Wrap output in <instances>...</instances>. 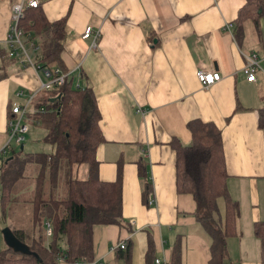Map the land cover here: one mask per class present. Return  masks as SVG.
<instances>
[{"label":"crops","instance_id":"crops-1","mask_svg":"<svg viewBox=\"0 0 264 264\" xmlns=\"http://www.w3.org/2000/svg\"><path fill=\"white\" fill-rule=\"evenodd\" d=\"M27 1L0 0V149L10 106L28 102L27 117L35 115V105L48 97L35 93L48 80L41 70L57 68L41 60L48 31L28 38L19 29L22 47L26 43L32 54L23 47V56L16 50L21 60L7 56L11 7L26 10ZM35 1L46 24L64 23L59 65L95 101L103 138L94 153L95 177L121 181V223L92 227L89 264H151L148 234L153 258L168 264L178 240L180 264H208L210 239L195 221L191 196L176 193L169 146L172 140L189 145L186 124L194 120L220 131L225 184L238 208L221 264H264V247L252 232L253 224L264 222V128L258 127L264 110V16L256 24L243 20L236 29L244 0ZM86 27L91 36L82 39ZM252 54L259 71L248 83L242 67ZM25 59L35 68L22 64ZM197 70L216 72L220 81L203 89ZM118 244L129 249L126 260Z\"/></svg>","mask_w":264,"mask_h":264},{"label":"trees","instance_id":"trees-1","mask_svg":"<svg viewBox=\"0 0 264 264\" xmlns=\"http://www.w3.org/2000/svg\"><path fill=\"white\" fill-rule=\"evenodd\" d=\"M264 16V0H244L234 21L235 28L243 20H256ZM63 22L46 24L36 8L23 10L18 28L28 38L48 31L43 44L42 61L45 67L59 65L58 55L62 48ZM237 33V31H235ZM30 36V37H29ZM48 97L35 105L43 108L49 128L51 154H28L23 158L10 151L9 160L0 161V213L4 217L13 201L10 190L22 175L25 164L34 163L39 170L34 179L33 196L30 200V229L28 232L9 229L13 237L23 244L29 254H14L3 245L0 233V264H89L92 261L91 229L94 226L119 225L121 223V181L100 182L95 177L94 153L103 142L99 128V114L91 93L85 87L73 85L70 77L56 86ZM37 123V122H36ZM258 127L264 128V110H260ZM186 129L190 134L188 146L175 140L169 144L175 154V189L177 194L191 196L195 221L210 239L208 264H221L225 254V239L235 235V219L238 208L226 188L221 133L211 123L189 121ZM7 136V135H6ZM84 164L87 176L83 180L68 179L63 200L53 198L58 163ZM144 178V169L139 167ZM148 186L146 193L149 192ZM150 189V188H149ZM144 198V204H146ZM47 223L50 234H45ZM253 236L264 247V222L252 225ZM120 258L126 260L129 249H117ZM154 248L148 234L147 256L153 264ZM168 264H180L178 240H174Z\"/></svg>","mask_w":264,"mask_h":264},{"label":"rangeland","instance_id":"rangeland-1","mask_svg":"<svg viewBox=\"0 0 264 264\" xmlns=\"http://www.w3.org/2000/svg\"><path fill=\"white\" fill-rule=\"evenodd\" d=\"M22 40V39H21ZM23 42V40H22ZM23 47L28 56L32 51L23 43ZM35 114L27 117L28 132L24 135V141L21 144L22 150L19 151V145L10 142V148L18 158H23L28 154H51L53 145L49 140V128L43 115ZM25 122V119L24 121ZM37 122V123H36ZM7 138V137H6ZM9 156L0 155V161ZM86 166L68 165L65 161L58 163L56 173V186L53 191V198L63 200L66 196V181L68 179L82 180L85 176ZM39 170V166L34 163L24 165L22 175L11 188L9 194L12 202L10 209L2 217L0 213V233L3 229H14L28 232L30 229V200L33 196L34 179ZM81 170V172H80ZM5 245V244H3ZM18 254L17 252H12ZM60 263V262H58Z\"/></svg>","mask_w":264,"mask_h":264},{"label":"built area","instance_id":"built-area-1","mask_svg":"<svg viewBox=\"0 0 264 264\" xmlns=\"http://www.w3.org/2000/svg\"><path fill=\"white\" fill-rule=\"evenodd\" d=\"M27 8H36L37 2L35 0L27 1ZM24 7L20 4H14L11 7V20L12 26L9 28L8 34L6 35V39L4 43L11 50L7 56L10 58H17L21 60V57H16V50L20 51V54L25 55V51L23 50L20 35L21 32L18 28V22L22 18ZM91 36L90 27H86L82 32V39H88ZM98 36L97 32H95L93 36V40ZM92 40V46L94 45V41ZM23 59V58H22ZM29 59H25L22 64H26L30 68H35L29 61ZM259 71L258 62L256 56L254 54L245 57V65L242 67V73L245 75V80L248 83L255 82V74ZM43 76L48 80L44 83H40L38 90L35 93L43 92L46 94L52 93L53 89L62 84L64 79L67 77L65 73L60 72L57 68L53 70L43 69L41 70ZM195 79L199 83V85L203 88H209L215 83L220 81V75L216 72H205L202 70L195 71ZM34 96V95H33ZM30 99H32V97ZM28 102L24 105L20 106L17 104H12L10 106V114L12 115V119L7 120L6 128H7V138L5 143L0 149V155L6 156L12 149L10 148V142L12 141L15 145H21L24 141V135L28 131V123L27 116L28 112ZM28 112V113H27ZM43 108H39L35 111V114H42ZM25 119V122H23ZM151 204V199L147 200V205ZM45 226V234L48 236L50 234V227L47 223ZM115 248L123 249V244H118ZM78 264V263H75ZM153 264H167L166 261H163L159 258H154Z\"/></svg>","mask_w":264,"mask_h":264},{"label":"water","instance_id":"water-1","mask_svg":"<svg viewBox=\"0 0 264 264\" xmlns=\"http://www.w3.org/2000/svg\"><path fill=\"white\" fill-rule=\"evenodd\" d=\"M22 150V145L19 146V151ZM10 158H8L7 160H9ZM1 236H2V240L4 242V244L10 248L13 252H17V253H21L24 255L29 254L27 248L19 243L11 234V232L9 231V229H3L1 231Z\"/></svg>","mask_w":264,"mask_h":264},{"label":"bare ground","instance_id":"bare-ground-1","mask_svg":"<svg viewBox=\"0 0 264 264\" xmlns=\"http://www.w3.org/2000/svg\"><path fill=\"white\" fill-rule=\"evenodd\" d=\"M59 69V68H58Z\"/></svg>","mask_w":264,"mask_h":264}]
</instances>
